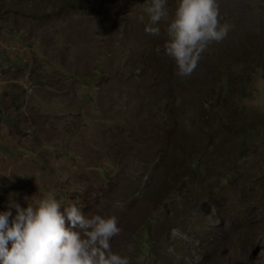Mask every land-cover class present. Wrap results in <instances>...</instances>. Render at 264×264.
<instances>
[{
    "label": "rangeland",
    "instance_id": "1",
    "mask_svg": "<svg viewBox=\"0 0 264 264\" xmlns=\"http://www.w3.org/2000/svg\"><path fill=\"white\" fill-rule=\"evenodd\" d=\"M176 3L150 35V0H0V210L51 191L130 264H264V0H218L184 78Z\"/></svg>",
    "mask_w": 264,
    "mask_h": 264
},
{
    "label": "clouds",
    "instance_id": "2",
    "mask_svg": "<svg viewBox=\"0 0 264 264\" xmlns=\"http://www.w3.org/2000/svg\"><path fill=\"white\" fill-rule=\"evenodd\" d=\"M167 3L150 0L145 33L159 35L158 24L169 15ZM218 16V0H177L163 44L175 75L190 76L209 44L227 36L229 26ZM139 20L144 23L145 17ZM115 205L122 207L119 201ZM120 231L115 215H86L75 203L63 205L51 191L25 207L10 201L0 210V264H130L127 255L111 250L110 241ZM171 234L180 233L174 228Z\"/></svg>",
    "mask_w": 264,
    "mask_h": 264
},
{
    "label": "trees",
    "instance_id": "3",
    "mask_svg": "<svg viewBox=\"0 0 264 264\" xmlns=\"http://www.w3.org/2000/svg\"><path fill=\"white\" fill-rule=\"evenodd\" d=\"M237 77V76H236ZM243 78V77H242ZM224 87V86H223ZM221 102L222 101H220L219 103H220V106L219 107H221V105H223V104H221ZM210 109V108H209ZM211 110V109H210ZM211 111H215V112H217V113H219V114H222L219 110H211ZM226 116V115H225ZM227 118V117H226Z\"/></svg>",
    "mask_w": 264,
    "mask_h": 264
},
{
    "label": "bare ground",
    "instance_id": "4",
    "mask_svg": "<svg viewBox=\"0 0 264 264\" xmlns=\"http://www.w3.org/2000/svg\"><path fill=\"white\" fill-rule=\"evenodd\" d=\"M209 216V215H208ZM208 220V219H207Z\"/></svg>",
    "mask_w": 264,
    "mask_h": 264
}]
</instances>
